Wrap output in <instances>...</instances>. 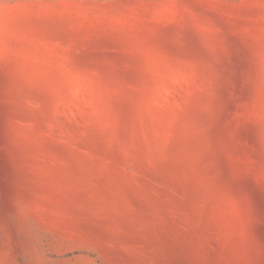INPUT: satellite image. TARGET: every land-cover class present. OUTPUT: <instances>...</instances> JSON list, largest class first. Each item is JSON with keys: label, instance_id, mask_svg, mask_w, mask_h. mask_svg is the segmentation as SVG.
<instances>
[{"label": "rangeland", "instance_id": "obj_1", "mask_svg": "<svg viewBox=\"0 0 264 264\" xmlns=\"http://www.w3.org/2000/svg\"><path fill=\"white\" fill-rule=\"evenodd\" d=\"M0 264H264V0H0Z\"/></svg>", "mask_w": 264, "mask_h": 264}]
</instances>
